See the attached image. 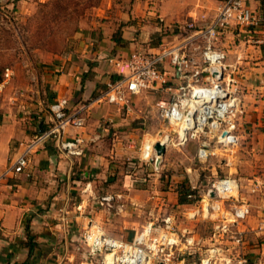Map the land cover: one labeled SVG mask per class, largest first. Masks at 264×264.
Wrapping results in <instances>:
<instances>
[{
  "label": "crops",
  "instance_id": "0c3cea01",
  "mask_svg": "<svg viewBox=\"0 0 264 264\" xmlns=\"http://www.w3.org/2000/svg\"><path fill=\"white\" fill-rule=\"evenodd\" d=\"M218 4L216 0L112 1L100 9V20L83 27L65 58L67 68L47 79L43 105L34 111L38 119L28 117L22 123L0 115V264H63L73 241H85L84 236L98 228L125 241L135 237L146 219L134 215L131 206L137 204L141 211L139 206L148 208L150 200L157 203L158 197L136 187L122 159L139 157L147 132L133 121L139 115L135 109L127 112L96 99L126 71L116 60L144 46L156 48L154 40L165 38V32L178 23H210ZM246 4L264 19V0H246ZM244 36L230 33L222 45L230 62L242 56L245 114L239 129L241 143L231 152L249 165L228 167L226 175L238 179L237 196L251 205V214L234 227L243 234L242 250L255 257L254 264H264V241L250 246V239H264V47L252 46ZM61 97L69 99L70 112L82 108L85 125L68 127L65 137L83 136L84 155L67 157L52 139L31 154L24 171L5 173L24 144L50 123V106ZM226 154L224 166L234 164L232 154ZM112 189L120 198L109 206L102 204L101 198ZM140 195L149 199L140 200ZM173 198L175 204H183L178 195Z\"/></svg>",
  "mask_w": 264,
  "mask_h": 264
},
{
  "label": "built area",
  "instance_id": "2783aa9c",
  "mask_svg": "<svg viewBox=\"0 0 264 264\" xmlns=\"http://www.w3.org/2000/svg\"><path fill=\"white\" fill-rule=\"evenodd\" d=\"M216 1L219 3L218 8L210 23L201 27H197L194 22L176 25L172 38L162 41L156 48L146 51L136 49L125 59L116 60L115 64H124L126 71L110 81L96 99L130 112L134 110L135 98L144 93L151 91L167 95L155 104L158 118L167 128L158 130V140L149 138V132L146 133L139 149L140 165L150 163L151 169H160L163 155H158L155 150L157 142L168 148L177 140L178 143H185L191 137L214 139V144L211 140L203 141L197 150L198 158L204 160L215 154L219 146L228 152L241 143L239 129L245 114L244 87L240 73L242 56L238 55L235 62H230L228 51L222 44L230 33H238L245 35L243 40L252 46L264 47V19L246 4V0ZM11 75L12 70L6 68L2 85ZM50 110V123L42 133L37 132L24 144L23 150L5 173L24 171L31 162V154L52 139L67 157L84 155L83 136L78 134L65 137L68 127L85 125L82 108L70 112L69 99L61 97L51 104ZM239 188L238 179L232 175L216 179L204 194L203 204L188 213V217L198 218L202 215L210 218L213 221V237H222L227 241L233 238V242L242 245L243 234L235 232L234 227L251 214V205L247 199L238 198ZM191 195L188 194L189 197ZM118 198L119 194L109 193L101 198V203L109 206ZM224 198L233 199L228 207L224 206ZM153 224L154 221L146 224L136 234L133 243L112 237L101 228L87 233L84 239L92 252L105 249L116 254L117 251L125 253L132 250L136 254L141 251L136 243L141 244L152 233ZM159 228L164 238L168 234L180 238L175 215L163 217ZM261 228L264 229V220ZM191 231L188 226L182 230L181 236L184 239H180L185 246L194 243ZM222 249L215 247L212 251ZM236 253V258H225L226 264H248V259L239 255L242 247ZM115 259L117 264V256ZM211 260L212 257H208L202 264H211Z\"/></svg>",
  "mask_w": 264,
  "mask_h": 264
},
{
  "label": "rangeland",
  "instance_id": "374dc122",
  "mask_svg": "<svg viewBox=\"0 0 264 264\" xmlns=\"http://www.w3.org/2000/svg\"><path fill=\"white\" fill-rule=\"evenodd\" d=\"M112 1L116 0H0V115L5 113L13 122L21 120L22 123H27L28 117L30 121L38 119L34 111L37 106L43 105L47 79L67 68L68 60L65 62V58L73 51L83 27L95 18L100 20V9H106ZM158 20L161 22L160 17ZM176 25L165 32V38L155 39L152 46L157 47L162 41L171 39ZM201 26L204 25H197ZM148 48L144 46L143 50ZM6 68L12 70V75L2 85ZM140 97L134 107L139 115H135L133 121L149 132V138L158 140V130L167 127L158 118L155 104L167 95L149 91ZM205 140H211L214 144V139L208 137H191L185 143H178L177 140L162 156L158 171L151 169L150 163L140 165L137 157L122 159L123 164L130 167L129 173L136 187L149 189L150 196L158 197V204L153 203L154 199L150 200L154 205L150 202L148 208L139 206L141 211L137 210V204L131 206L134 215L145 217V225L154 221L153 230L141 244L136 243L141 251L136 254L132 250L125 253L117 251L113 264H116V256L117 264H202L208 257H212L211 264H226L225 258L228 256L238 257L236 250L241 245L233 242V238L228 242L225 238L213 237V221L210 218L202 215L198 218L188 217V213L203 204L202 198L215 180L226 176L228 167L249 165L244 164L243 159L235 158L236 151L225 152L220 146L208 159H199L197 150ZM226 153L232 154L231 162L234 164L224 166ZM185 190L192 194L191 197L187 194L186 203L180 206L175 204L173 197H179ZM110 193L115 194L113 189ZM149 195L138 198L148 200ZM222 200L226 207L233 201ZM168 215L177 218V232L182 240L183 228H191L193 244L185 246L177 235L163 237L159 226L161 219ZM144 226L138 227L135 233H140ZM133 240L127 242L133 243ZM263 241L261 237L252 238L250 246L253 248ZM73 244L70 253L64 256L63 264H107L105 257L111 251L103 249L92 252L89 244L82 240L73 241ZM215 247L224 250L213 252ZM239 255L245 256L248 264H254L255 257L251 254L242 250Z\"/></svg>",
  "mask_w": 264,
  "mask_h": 264
},
{
  "label": "water",
  "instance_id": "95a60500",
  "mask_svg": "<svg viewBox=\"0 0 264 264\" xmlns=\"http://www.w3.org/2000/svg\"><path fill=\"white\" fill-rule=\"evenodd\" d=\"M45 130V128L39 129V133H42ZM155 150L157 152L158 155L162 156L166 153L167 148L164 144H162L161 142H157L155 144Z\"/></svg>",
  "mask_w": 264,
  "mask_h": 264
},
{
  "label": "trees",
  "instance_id": "16d2710c",
  "mask_svg": "<svg viewBox=\"0 0 264 264\" xmlns=\"http://www.w3.org/2000/svg\"><path fill=\"white\" fill-rule=\"evenodd\" d=\"M0 121H1V116H0ZM182 192V191H181ZM188 191H184V193H182L180 196H179V202L180 203H186L187 201H188V199H187V194H189V193H187ZM31 249H32V246H31ZM25 264H28V262H26Z\"/></svg>",
  "mask_w": 264,
  "mask_h": 264
},
{
  "label": "bare ground",
  "instance_id": "6f19581e",
  "mask_svg": "<svg viewBox=\"0 0 264 264\" xmlns=\"http://www.w3.org/2000/svg\"><path fill=\"white\" fill-rule=\"evenodd\" d=\"M113 257H114L113 253H108L107 254V256H106L107 264H113ZM205 263H207V262H205Z\"/></svg>",
  "mask_w": 264,
  "mask_h": 264
}]
</instances>
